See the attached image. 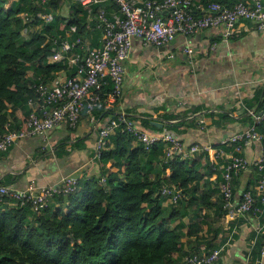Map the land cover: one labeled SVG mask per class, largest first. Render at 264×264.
<instances>
[{
    "label": "trees",
    "instance_id": "16d2710c",
    "mask_svg": "<svg viewBox=\"0 0 264 264\" xmlns=\"http://www.w3.org/2000/svg\"><path fill=\"white\" fill-rule=\"evenodd\" d=\"M239 1L192 0L193 11L198 13V6L210 2L233 7ZM59 4V0H49L46 4L0 0V136L7 129L25 126L31 112L28 99L33 96L28 88L30 83L47 82L52 74L67 69H70L69 77L74 75L76 68L67 58L49 63L48 57L61 40L73 44L78 38L85 39L84 19L92 21L97 6L89 14L78 2L69 20L55 16L59 27L56 31L54 24H49L53 19L46 22L39 15L48 16L49 7L55 9ZM33 25L41 27L33 32ZM72 27L75 30L67 35ZM25 29L28 38L24 37ZM79 46L80 43L76 44L69 56L81 54ZM90 46L94 47L91 43ZM114 109L116 105L100 112L106 110L115 117ZM261 110H264V98L255 111ZM185 114L187 120L193 117H190L192 112ZM193 119L197 126L202 125L200 120ZM179 125L184 126L183 123L168 126ZM257 127L263 131L261 125ZM135 141L131 134L117 131L111 136L112 147L104 150L99 159L100 176L77 177L75 192L51 197L39 211L11 195L0 196V264H179L187 254L182 256L183 238L187 236L191 246L189 255L208 254L215 249L203 252V247L209 249L213 242L192 239L196 231L187 235L180 231L181 223L170 227L188 215H195L194 219L206 225L209 232L215 230L214 218L226 214L221 192L217 200L211 199L219 192L223 180L222 170L213 169L212 156L183 159L173 153L165 161L163 142L146 150ZM213 174H217V184L210 188L207 182ZM101 178H105L104 185L100 184ZM39 188L33 189V194ZM164 188H175L180 195L170 207L164 206L168 197L162 193ZM263 241L264 236L258 243L259 250Z\"/></svg>",
    "mask_w": 264,
    "mask_h": 264
},
{
    "label": "crops",
    "instance_id": "0c3cea01",
    "mask_svg": "<svg viewBox=\"0 0 264 264\" xmlns=\"http://www.w3.org/2000/svg\"><path fill=\"white\" fill-rule=\"evenodd\" d=\"M59 2L57 8L49 7L51 13L48 14L50 20L53 19L49 24H54L56 31L59 27L54 17L69 20L78 0ZM103 6L110 7L107 9L110 14L117 12L109 0H105ZM84 21L87 28L83 36L97 47L101 30L95 18ZM246 25L249 26L247 22H241L228 42L222 38L221 28L200 30L193 36L178 35L165 47L146 45L134 38L131 56L125 62L124 93L114 114L125 112L140 129L159 136L171 133L186 144H216L246 129L253 122L247 111H255L264 98V31H247ZM40 27L33 25L32 31H38ZM74 30L72 27L67 35ZM185 44L196 51L191 62L182 51ZM211 45H215L214 49ZM171 52L175 53L173 59L168 57ZM68 74L70 69L58 71L47 83L56 87ZM29 75L33 76V72L29 71ZM187 112L193 113L189 120L185 119ZM109 117L106 111H94L90 116L84 113L74 129L60 124L44 136L17 141L0 156V184L18 190H33L54 184L67 175L99 177L102 167L94 157L95 145L98 132ZM193 118L200 120L202 125L197 126ZM155 122L163 125L155 126ZM179 123L184 126H168ZM262 146L253 141L240 152L250 167L232 179L235 205L242 200L244 191L255 189L260 177L255 162L261 155ZM226 149L230 154L235 153L232 146H226ZM169 173L167 171V175ZM210 177L207 187L213 188L217 184V174ZM219 193L220 190L211 199L217 200ZM168 203L173 204L169 196L164 206ZM194 217L188 215L170 227L181 223L183 226L179 230L187 235L196 231L192 239L211 240L214 246L203 247V252L219 248L217 264H256L258 243L264 236V213H247L235 219L220 213L214 218L215 230L209 232L207 226ZM187 237L183 238L182 256L187 254L182 260L191 248Z\"/></svg>",
    "mask_w": 264,
    "mask_h": 264
},
{
    "label": "built area",
    "instance_id": "2783aa9c",
    "mask_svg": "<svg viewBox=\"0 0 264 264\" xmlns=\"http://www.w3.org/2000/svg\"><path fill=\"white\" fill-rule=\"evenodd\" d=\"M33 1L46 4L49 0ZM104 1L78 0L89 14L97 6L92 18H95L96 25L101 30L99 46L91 47L82 38H78L73 44L68 40L58 42V48H53L54 52L48 57V62L55 63L67 58L76 68L74 75L66 76L56 87L42 81L28 85L33 92V96L28 99L31 108L29 118L25 126L7 129L0 136V153L18 140L44 136L48 130L60 124L74 129L84 113L90 116L94 111L117 105L124 93L125 62L131 56L134 38L142 40L146 45L165 47L178 35L193 36L200 30L221 28L222 38L228 42L234 37L236 27L243 21L249 24L246 25L247 31H264V0H240L233 7L210 2L198 6V13L193 11L192 0H109L117 8V12L113 14L107 12L103 6ZM23 17L24 20L27 19L25 14ZM39 17L46 22L50 20L49 16ZM23 34L28 38L26 29ZM78 43L82 53L69 56ZM214 46L211 45V49ZM182 51L190 62L195 58L196 51L187 44L182 47ZM174 56L173 52L168 54L169 58L173 59ZM247 114L253 118V122L243 131L221 139L216 146L186 144L171 133L161 136L150 134L140 129L125 112L116 113L115 117L111 115L100 128L94 157L98 160L101 158L103 151L112 145L110 137L119 130L131 134L146 150H150L157 142H163L166 146L165 161L173 153L179 154L183 159H191L197 155L212 156L215 161L213 169L218 168L223 174L219 188L224 198L227 218L235 219L239 215L258 211L264 213V110H248ZM257 125H261L263 131H259ZM253 141L263 144L261 155L255 162L259 170V181L256 189L244 191L242 200L235 205L232 199V179L234 175L249 169L248 160L240 152ZM222 146H232L235 153L230 154ZM78 181L77 177L67 175L54 184L40 187L37 194H33L31 188L15 190L0 186V196L11 195L17 200L30 203L34 210L39 211L51 197L75 192ZM100 184H105V178L100 179ZM162 193L169 196L172 203L180 197L175 188H164ZM219 256L220 250L215 248L208 254H191L179 264H217ZM256 264H264V241Z\"/></svg>",
    "mask_w": 264,
    "mask_h": 264
},
{
    "label": "water",
    "instance_id": "95a60500",
    "mask_svg": "<svg viewBox=\"0 0 264 264\" xmlns=\"http://www.w3.org/2000/svg\"><path fill=\"white\" fill-rule=\"evenodd\" d=\"M173 41H174V40H172V42H173ZM153 124H154L155 126H158V125H159V126H162V125H163V124L156 123V122H155V123H153Z\"/></svg>",
    "mask_w": 264,
    "mask_h": 264
},
{
    "label": "rangeland",
    "instance_id": "374dc122",
    "mask_svg": "<svg viewBox=\"0 0 264 264\" xmlns=\"http://www.w3.org/2000/svg\"><path fill=\"white\" fill-rule=\"evenodd\" d=\"M37 137V136H36ZM34 138V137H33ZM173 204H170V203H168L166 206H168V207H170V206H172Z\"/></svg>",
    "mask_w": 264,
    "mask_h": 264
},
{
    "label": "flooded vegetation",
    "instance_id": "af4514ba",
    "mask_svg": "<svg viewBox=\"0 0 264 264\" xmlns=\"http://www.w3.org/2000/svg\"><path fill=\"white\" fill-rule=\"evenodd\" d=\"M19 141V140H18Z\"/></svg>",
    "mask_w": 264,
    "mask_h": 264
}]
</instances>
